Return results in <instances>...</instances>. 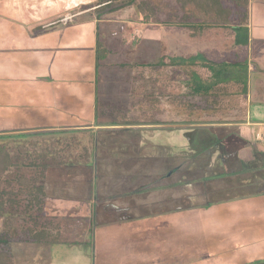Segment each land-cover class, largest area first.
<instances>
[{
  "label": "crops",
  "instance_id": "0c3cea01",
  "mask_svg": "<svg viewBox=\"0 0 264 264\" xmlns=\"http://www.w3.org/2000/svg\"><path fill=\"white\" fill-rule=\"evenodd\" d=\"M254 1L256 2V0H250L248 21L245 26L231 23L216 29L204 28L197 33L192 30V33L190 29L180 23L144 22L134 6L109 12L101 10L99 13H95L94 8L99 6V0H0V63L4 61L10 62V59L19 57V48H21V56L29 55L32 58L30 59L29 70L21 65V98L18 101L21 102V107H18L15 112L10 111L9 107L3 110L4 105L8 104L4 100L8 98L0 90V110H3V113L0 112L1 138L5 137V134L36 132L38 130L56 131L61 128L60 126H63V123L67 125V128L77 126L73 123L68 124L70 121L67 119H74L79 110L78 106L76 109H72L71 114L65 113V115H61L63 123H60L62 119L58 118L56 113L54 115L55 119L54 116H51L53 111H49V109L52 106L58 107L60 105L61 107L66 101L65 99H68L67 102L69 104L76 105H80L79 101H83L87 112L86 115H88L92 127H109L108 125H103V122L106 123L110 119L109 111L130 109V115H132V105L135 104L136 99H133L131 95H133L134 89L140 86L144 79L147 93L159 91V94L168 95L167 99L162 97L163 122L157 124V127L161 126L163 129L161 137L165 135L166 138L163 140L159 139L157 142L169 143L175 142V140L180 142L184 139L180 132L186 133L185 126L200 125L205 126L207 130L209 129L207 131L208 137L211 139L209 141L215 140L219 143V147L217 146L214 151L212 149L209 153L200 151V154L195 158L194 166H191L192 168H184L181 171L177 170L174 173H169L166 177V182H164L165 185L160 188L155 189L152 187L153 189L142 192L140 195L135 194L133 198L122 197L114 202H112V199H107V201L98 203L97 214L98 216L99 214H104V216H99L103 221L106 220L105 216L108 213L106 206L120 207L122 210L128 207L130 209L122 213L134 217V219L142 215L146 217L138 221L132 219L126 223H120L116 220L114 223L112 221L107 222L108 224L105 222L107 229L100 230L99 233L94 232L93 245H90L92 243L89 240L91 237H87V232L90 230L91 216H93L91 215L89 202H92L96 195L98 198H110L113 195L118 196L117 194L124 192V187L115 186L121 182L120 179L116 178L117 174L111 173V169H113L115 164H112V166L104 163L99 157L98 162H101L102 165L97 166L98 162L95 161L97 170L93 171L92 174H95L93 177L90 173V164L81 166L64 164L63 162L61 164L56 162L48 163L43 179L46 194L49 198L53 196L52 199L56 206L60 207V204H64L66 208H76L79 214H82L80 215L82 216L81 231L85 233L84 237L87 238H82L81 243L84 246L77 245L81 246V248L83 247L84 252H80V250L79 253L82 255H75L74 259L71 258L69 260L70 264H93V261L91 262V258H89L90 254L93 258V251L95 252V264H101L104 260L108 262L109 259L107 258L106 260V255H112L113 251L115 257L112 262L114 261L115 264H122L121 262L149 264L148 258L151 255L148 251L142 252V248L138 247L140 244L136 243V250H128L131 244L134 243L133 239L138 237L137 235L130 236L129 234H136L135 231L138 229V234L146 236L145 231L149 228L147 227V220L154 219L157 222L165 220L166 223H169L170 218H174L173 222L180 224L178 225V236H180V231H186L185 224L188 222L194 223L193 226H190L189 232L192 229L194 233L198 230L203 233V227L200 223L205 217L214 215L212 210L205 211L207 213L201 210L200 215L197 216L194 214L183 215L180 214V211H185L191 206L201 204L208 198L206 196L211 194H213L211 195L212 197L217 194L221 198L226 190H238L239 188L250 186L248 188L256 194L264 189V153L262 145L257 139V135L264 134V0H257L256 4L252 3ZM251 3L253 4L252 6ZM67 14L73 16L71 22L56 24L59 21L58 18ZM32 22H35L36 25L32 24ZM36 28L41 29L36 31ZM118 32L121 34L119 38L115 37V33ZM234 35L236 36L237 47L234 45L235 49L231 50V52L226 53L215 47L218 44L225 45L229 41L233 42L235 40ZM97 36L104 40L109 50L106 57L99 61L98 68L96 67L97 62L95 59ZM163 36L172 37L174 40L177 37L179 44H182L179 46L184 47V49L177 47L175 50L168 49L170 52H163V50H160L159 45ZM116 43L122 45L116 48ZM163 53L168 57L172 56V58H164ZM42 61L49 63L44 71L42 69L39 70L36 66L38 62ZM21 64L24 63L21 61ZM205 64H219V67L224 71H226L224 67H235L237 64L245 67L242 79L246 83V100L244 102L246 118L242 122L226 121L213 123L212 121H206L205 123L189 124L182 122L184 121L182 119H185L183 114H175L176 112L185 111L179 106L175 107L174 103H182L185 106L193 105L191 106L193 112L206 110L202 107L200 98L190 91V85L193 84V81L199 79L200 84L206 85L217 80V76L228 78V81H232L233 74L227 73V77H225L223 75L225 73L221 72L217 75V72L213 73L211 71L212 69L208 67L209 65L203 67ZM128 67H133V73L128 78V80L130 79V88L120 96L122 97L121 102H123L121 105L113 101L110 98V91L102 83L100 85L97 84V81L98 78L101 79L104 75L106 76L104 78L107 79H117L115 72L118 69ZM86 70L87 72H85ZM50 72L53 78L49 75ZM84 72L85 74H83ZM60 73L67 74L62 76ZM143 73H145L144 76ZM193 73L197 75L194 79ZM82 76H85V79ZM10 77L8 72L7 74L0 72V87L5 85V81L14 80ZM39 77L42 78L41 86L35 83V80H39ZM58 78L60 79L57 80ZM32 79L34 80L32 81ZM32 87L35 89H32ZM186 97L189 98L186 99ZM36 115L38 118L33 125L27 127L28 129L26 130L28 131H25V129L13 131L11 127L6 125L8 123H5L9 119L11 121L10 124L16 125L15 122L17 123V120H19L21 124H17L20 126L32 120L33 116L36 117ZM41 115L47 118L46 123L42 124V121H40ZM207 118L210 119L211 116ZM171 119L176 122H171ZM151 126H129V128H141L140 130H142ZM188 131L190 133L193 132L195 137L198 135L195 139L202 143L204 131L200 129ZM135 132V136L138 137L137 130ZM124 133L131 134L130 131H125ZM132 136L131 134L132 142L136 141ZM159 136L154 135L150 130H146L145 134L140 136L142 137L140 142L147 150H150L148 144L154 141L150 138ZM149 161L150 163L146 165V168L156 164L159 165L161 170V165H164V162L158 161V159L152 160L151 158ZM128 162L129 167L135 168L136 164L134 162ZM125 165H127V162H125ZM235 166L241 168V172L234 170ZM98 168L101 170H98ZM143 169L148 172L147 169ZM138 171H140V174L144 173L141 172L142 168H139ZM138 171L135 168L134 173L130 174V176H135ZM149 171L153 172L152 169H149ZM206 173H213L212 179L207 178L205 180L204 175ZM161 174L166 173L161 172ZM86 175L88 177L85 178ZM48 176L52 180V184L49 187L47 184ZM91 179L95 183L102 184V186L94 185V181L91 183ZM140 180L144 182L142 178ZM133 181H135V178H133ZM57 198H63L64 200H58ZM69 199L83 200L88 203L78 204V202L68 201ZM215 199L217 198L215 197ZM154 201L161 202L162 204H158L156 207H163L161 209L162 213L166 212L161 217L156 216V219L147 216V214L154 212L151 210L155 208L152 203ZM64 206L62 205L61 211ZM170 209L174 210L169 214ZM194 209L196 210L197 208L195 207ZM134 212H140V214L135 215ZM97 214L96 218H98ZM172 215L174 217H171ZM262 225H264V221H262ZM84 229L86 232H84ZM149 231H152V227H150ZM173 234L175 233L173 232ZM124 240L126 242L130 241V245L122 244ZM14 241L9 246L6 243H0V248H5L9 252L11 264H65L66 252L70 248L75 247L74 243L20 241L18 238ZM119 243L127 246L122 247L121 252L120 249L115 248V246H120L118 245ZM192 245L194 249H197L193 242ZM73 250H70V252ZM59 251L64 252L59 257L62 258L64 254L65 257L62 258L61 262H55L59 258L57 257ZM151 251L153 252V250ZM202 251L201 247L197 249L199 254ZM85 252H87V256H85ZM126 255L130 256V260L123 259V256ZM143 255L146 257L141 258ZM259 256L260 254L255 255L252 259H261ZM77 257H81L80 262L76 261ZM86 257L89 258V262ZM258 264H264V261L258 262Z\"/></svg>",
  "mask_w": 264,
  "mask_h": 264
},
{
  "label": "rangeland",
  "instance_id": "374dc122",
  "mask_svg": "<svg viewBox=\"0 0 264 264\" xmlns=\"http://www.w3.org/2000/svg\"><path fill=\"white\" fill-rule=\"evenodd\" d=\"M225 2L227 4L229 3V1L226 0ZM256 2L258 1L256 0ZM256 2L254 1L252 3L256 4ZM252 3L251 6L253 5ZM170 4L173 7L176 6V2L174 0H170ZM166 13H161L159 15V18L161 20L166 19ZM72 18L73 16L71 14H67L63 17L58 18V23L67 24L68 22H71ZM236 18L237 17L235 16V23ZM32 24L36 25L35 22H32ZM115 34V37L117 38H119L121 35L119 32ZM233 37L235 38L233 42L229 41L225 45L218 44V46L216 45L215 47L221 51H225L226 53L231 52V50H234L236 46V36L234 35ZM177 40V37L174 40V38L172 37L167 38L166 36H163L161 42H159L160 50H163V52H167L168 49L175 50L177 47L184 49V47L179 46L182 44H179V40ZM181 43L184 44L183 41ZM119 45L121 46L122 44L116 43V48H118ZM19 49V57L17 56L16 58L10 59V62L4 61L3 63H0V72H4V74H7L8 72V75L11 76L10 78L14 79H10V81H5V85L3 87H0V90L4 92L6 94V97L8 98H4V101H6L8 104L4 105L3 110L9 107L8 109L14 112L18 109V107H21V102H18L21 98V65H23V68L29 70V63L31 62L30 59H32L29 55L21 56V48ZM164 54L165 53H163L164 58L168 57ZM171 58L172 56L168 57V59ZM21 61L24 64H21ZM48 65L49 63L47 61L38 62L36 64L37 68H39V70L42 69V71L47 69ZM33 66L35 65L33 64ZM224 68L226 69V71H224L223 69L221 70L222 73H225L223 75L227 77V73L233 74V79H235V77L242 79V74L245 73V67H242L241 64H237L235 67L228 66ZM132 70L133 67L118 69L115 72L117 79H107L104 78L106 77L104 75L103 78H98L97 84L100 85L102 83L103 85H105V87L111 93L110 98L113 99V101H115L116 103L122 105V97L120 96H122L123 93L130 88V79L128 80V78H130L131 74L133 73ZM85 72H87V70ZM85 72L83 74H85ZM60 74L64 76V74L67 73ZM49 75L52 77L51 72ZM84 77L82 76L83 79H85ZM196 77L197 75L193 73V79ZM59 79L60 78H58L57 80ZM221 79L223 81H228V78L226 79L222 77ZM33 80L34 79H32V81ZM41 80L42 78L39 77V80L36 79L35 83L41 86ZM32 89L35 88L32 87ZM65 100L66 101L64 102V104L61 105V107L60 105L58 107L52 106V108L49 109V111H53L51 116H54L56 113L57 117L62 119L60 123H63L64 121L61 115H65V113L71 114L72 109H76V107L78 106L79 110L77 111L78 113H76L74 119H67L70 121L68 122V124L73 123L77 126H73V128H67V125L63 123V126H60L61 128L59 127L60 129H57L56 131L38 130L36 132L5 134V137L3 138H1L0 136V147L3 148L1 150L9 154V164L7 160L5 161V164H8V170L0 176V200L3 202L4 206L3 213H1L0 216V235L8 236V238H6L5 242L3 243L8 244L9 246L12 245V242H15V235L23 237L22 232H25V229L27 228L39 230L38 232H40L41 229H46L49 232L55 234L56 237L62 238L63 240H70L75 243L74 248L69 249L68 247L69 251L66 252V257L65 254L63 255V257H65L64 263L68 264L69 262L70 264L69 260L71 258L74 259V256L77 254L80 256L82 255L79 253L80 250V252H84L83 247L81 248V246H84V244H80L83 240L82 238L86 239L88 236L89 238H93L92 236L94 235V232L99 233L100 230L107 229V226H105L107 222L109 223L115 220H122L126 222L127 218H125V215L127 214L122 213L124 209L122 210L120 207L106 206V208H109L112 213L107 211L108 213L105 216L106 220L104 221L101 220V217H98L97 215L98 218H96L95 221L90 224V230H88L87 232V237H84L85 233L81 231L82 216L80 215L82 214H79L76 208H74L75 210L69 207L66 208L64 204H62L64 206V209L61 211V209L63 208L62 205L60 204V207L56 206L54 204V200L52 199L53 196H51L50 198L48 196L44 200L42 199L43 204L41 205L40 203V205L36 204L35 206L32 204L33 198L30 197L31 194H27L26 191H22L20 189L22 185L21 180L24 178L29 179L31 181V185L35 184L37 187H41L40 185L43 182L41 176L42 173L40 174L41 168L35 167L36 164H34L33 162H36L37 164L39 163V165H43L44 162L47 164L52 162L55 163L59 159H61L64 164L81 166L90 164V173L94 177L95 174L92 173L96 169L95 161L98 162V158L101 157L102 161L107 164L108 162L114 161L115 166L113 171L116 172L115 174H117L116 178L123 180L120 182L121 185L126 184L127 182L125 181H127V179H131V181H133V178H135V182L131 183L138 185L144 184V187H141L139 190H143L145 192L151 184H148V182L145 180V182L140 180L144 176V174H140V171L138 170L139 168H144L146 162L148 163L151 158L152 160L158 159V161L164 162V165H161V172L169 173L172 172L174 168H176V170L178 169V171H181L182 169H184L185 166H183L184 159H180L181 157L178 151H174L175 148L173 147V145L175 143H149L152 147L150 148V150H147L138 139L132 142L130 138L131 134L124 133L128 129L115 128L111 126L101 128L92 127L90 124V120L88 119V115H86L87 112L85 111L86 109L84 108L85 104L83 103V101H79L80 105H76L69 104L67 102L68 99ZM3 110H0V112L3 113ZM37 118V115L36 117L33 116L32 120H29L20 126L17 124H21L19 120H17V123L15 122L16 125L10 124L11 121H9V119L6 120L5 123H8L6 125L11 127L13 131H20L23 129H25V131H28L26 130L28 129L27 127L33 125L36 122L35 120ZM40 121H42V124L44 122L46 123L47 118L41 115ZM199 127L206 128L205 126L200 125H188L185 129L186 131H188L189 129L196 130ZM111 144H114V146H111ZM175 145H177V143ZM218 145L219 143H213L212 145L206 147L207 149H209L208 153L211 152V149L213 151L217 149ZM108 146L109 148H107ZM117 149H121V151L118 152ZM54 151H56L55 154ZM84 151L87 158L86 156L81 157ZM102 151L106 152L102 153ZM128 153L133 158L132 162H134L137 166L136 169L138 173L135 176H130V174L134 173L135 168L128 166V161L130 157V155H126ZM122 154L126 156H123V158H121L120 155ZM184 156L185 153H183V157ZM105 158H107V160H105ZM165 161L167 162L166 164ZM125 162H127V165H125ZM101 165L102 163L98 162L97 166ZM98 170L101 169L98 168ZM222 170L225 171L224 169ZM234 170L241 172V168H239L238 166H235ZM212 175L213 173H206L204 175L205 180L207 178L212 179ZM86 177L88 176L86 175L85 178ZM146 179H149V181H151V175H149V177L146 176ZM92 181L94 180L91 179V183ZM47 184L48 187L52 184V180L49 178V176ZM95 184L99 187L102 186V184H98L97 182L95 183L94 181V185ZM248 187L250 186H246V188H239L238 190H226L223 194V197L221 198H219L217 194L214 193L215 195L213 197L211 196L213 194L206 196L208 198L204 200L201 204L191 206L185 211L179 210L180 214H194L196 216L200 215L201 210L203 212H208V210H212L214 212V215L212 217H205L202 223H200L203 227V233L199 232V230L194 233L192 232V229L191 232H189L188 230L190 229V226H193L194 223L188 222L185 224L186 227L184 226L186 228V231H180V236H178L177 231L179 230L178 225L180 224L173 222L174 218H170L169 223H166L165 220H160L158 222L154 219L150 221L147 220V227L149 228L147 229V231H145L146 236L138 234V229H136L135 231L136 234H129L130 236H138L137 239H133L134 243L131 244L129 250H136V243L140 244L138 245V247L142 248V252L148 251V253L151 255L150 257L152 260V264H156L157 261L159 262V264H258V262L264 261V225H262V221H264V189L260 190L259 193L257 192L255 194ZM215 197L217 199H215ZM195 207L197 208L196 210L194 209ZM134 213L135 215L140 214V212ZM99 216H104V214H99ZM171 217H174V215H172ZM150 227H152V231H149ZM86 230L84 229V232H86ZM173 232L175 234H173ZM91 238L89 240H91ZM192 242L195 245V248L198 249L199 247H201L204 254L203 257H200L202 252L201 254H199V252H197V249L193 248L194 246L192 245ZM78 243L81 246H78ZM130 243V241L126 242L124 240L122 244H126L127 246H129ZM118 245H120V243ZM127 246L120 245L118 247L115 246V248L120 249L121 252L122 247ZM70 250L73 251L70 252ZM151 250H153V252ZM61 253L64 252L59 251V254L57 252V257H59ZM94 254L95 252L93 251V258L91 254L89 256V258H91V262L93 261V264H95ZM259 254V258L261 259H252L255 255ZM85 256H87V252H85ZM198 256L200 257V260H197L199 259ZM114 257L115 256L113 251L112 255H106V260L108 258L109 261L107 262L104 260L101 262V264H115L114 261L112 262V260H114ZM144 257L146 256L143 255L141 258ZM150 257L148 258L149 264H151ZM193 257L196 262L194 261ZM59 258L55 262H61L62 258ZM89 258L86 257V259H88V262ZM80 259L81 257H77L76 261L80 262ZM123 259L130 260V256H123ZM137 260L139 259L137 258ZM121 263L128 264L126 262Z\"/></svg>",
  "mask_w": 264,
  "mask_h": 264
},
{
  "label": "trees",
  "instance_id": "16d2710c",
  "mask_svg": "<svg viewBox=\"0 0 264 264\" xmlns=\"http://www.w3.org/2000/svg\"><path fill=\"white\" fill-rule=\"evenodd\" d=\"M174 1L176 2V6L173 7L170 4V0H99L98 2L99 6L94 8V10L96 11L95 13H99V11L101 10L103 11L105 10L109 12V11L121 9L124 7L134 6L137 9V11L140 13L142 20L144 22H154V23H159V22L169 23L170 22L172 24L180 23L181 25H184L185 27H187V29H190L191 32L193 30V32L195 33L200 32L204 28L216 29V28L223 27L225 25H229L231 23L235 24V20H234L235 16L237 17L236 18L237 24H242L245 26L248 21V11H249L250 0H226V1H229V3L231 4L229 3L227 4L225 0H174ZM161 13H166L167 18L164 20H161L159 18V15ZM56 24H59V23L56 22ZM36 29H37L36 31H38L41 28L40 29L36 28ZM108 52L109 50L107 48V44L104 42V40H102L99 36H97L96 47H95V59L97 62L96 63L97 68L99 67V61H102L106 57ZM207 66L212 69L211 71H213V73L217 72V75L221 73L222 68L219 67V64L203 65V67H207ZM143 69H145V67H143ZM144 75L145 73H143V76ZM217 77H218L217 80H214L206 85L202 83L200 84V80L197 78L198 80L193 81V84L190 85L191 93L197 95L200 98L202 107L206 109L205 111H202V112L194 111L193 112V109H191V106L193 105L185 106V104H182V103L181 104L174 103L175 107L179 106L183 111H185V112L175 113L176 115L180 113L181 115L183 114L185 119H182L184 120V121L181 120L182 122L189 123V124H194L197 122L205 123L206 121L207 122L212 121L213 123H221V122H226V121L242 122L246 118V107L244 103L246 100L245 81L243 79H239L238 77H235V79H232V81H223L221 79L222 77L220 76H217ZM145 86L146 85L143 79L140 86L135 88L133 91V95H131L133 99L134 98L136 99V101L134 102L135 104L132 105V110H133L132 115H130V109H125L123 111L118 110V109L116 111H109L108 114L110 116V119L108 120V122H106L107 124L103 122V125L128 129L127 131H130L131 134L133 135L132 138H134L135 140H137L138 138L139 141L142 140L141 139L142 137L140 136L144 135L146 130H150L154 135L156 136L160 135L159 137L150 138L154 140L153 142L150 143V144H153L157 142V140L159 139L163 140L166 138L165 135L161 137V134H163L161 133V131L163 129L161 126L157 127V124H161L163 122L162 120L163 112L161 110V102H162L161 100H162V97L163 99H167L168 95L159 94L160 93L159 91L158 92L150 91V93H147ZM170 97H172V95H170ZM187 98L189 97H186V99ZM99 115H98V118H99ZM206 116L207 117L211 116V118L208 119ZM170 121L176 122L173 120H170ZM141 125H148V126L152 125V126L143 128L142 129L143 131L140 130L141 128H136V129L131 128L132 126L138 127ZM125 126H127V128H125ZM129 126L131 127L129 128ZM186 127L187 126H185V128ZM197 129L204 131L203 132L204 136L201 141L202 143H200L198 140L195 139L198 137V135H196L195 137L194 133L193 132L190 133L189 131H186V133L180 132V134H182L184 139L181 140L180 142H178L177 140L173 142L175 144L177 143V145L175 144L173 145V147L176 149V150L174 149V151H178L181 157L180 159L182 158L184 159L183 166H185L184 167L185 169L192 168L191 167L192 165L194 166V162L196 161L195 158L198 156V154H200V151H202V153L208 152L209 149H207L206 147L212 145L213 143H217V141L215 140L212 142L209 141L211 139L208 137L209 134L206 133V128L199 127ZM135 130H137L138 137L135 136L136 135ZM189 130L193 131L194 129H189ZM157 143L164 144L167 142H157ZM150 144L148 146L149 149L152 147ZM111 146H114V144H111ZM107 148H109V146ZM1 149L3 148L0 147V176L3 175L8 170V164H9V154L7 152L2 151ZM117 151L119 152L121 151V149H117ZM103 152H106V151H102V153ZM183 153H185L184 157H183ZM126 155L129 156L130 154L128 153ZM126 155L122 154L120 156L121 158H123V156H126ZM84 156H86L85 151L83 152V155L81 157H84ZM6 160L8 161L7 165L5 164ZM105 160H107V158H105ZM132 160L133 158L130 155L129 161H132ZM154 160H157V159H154ZM61 162H62L61 160H58L56 163L61 164ZM33 163L36 164L35 167L41 168L40 174L42 173L41 176H42V181H43L45 177V169L47 167L46 165L48 164L45 162L43 165H39V163L37 164L36 162H33ZM149 163L150 161L148 163L146 162L145 167H144L145 169L148 170V172L144 170L143 168L141 171L145 173V174L143 173L144 176L142 177V179L145 177V179L143 180H146L148 184H151L149 185V188H147V190L153 189L152 187H154L155 189L162 187V185H165L164 182H166L165 177H167L169 173H174L175 171L178 170L174 168L172 172H169V173L165 172L166 174H161L159 165L153 164L152 166H148V168H146V165ZM108 164L112 165L115 163L113 161V162H108ZM134 167L137 168V166H134ZM113 169H111V173L113 172L115 174L116 172H114ZM149 169H152L153 172L149 171ZM149 174L151 175V179H152L151 181H149V179H146V176L149 177ZM125 182L127 183L123 185H121L120 183L115 185V186L124 187V192H122L121 194H117L119 197L113 195L111 197L109 196L110 198L108 197L98 198L97 196H94V200L92 202H89V205L91 206L90 207L91 215H93L91 216L90 223H93V221H95L96 219V214L98 213V207H97L98 203L107 201V199H112L113 200L112 202H114L115 200L120 199L122 197L133 198L135 194L140 195L142 194V192H145L143 190H139L141 187H144V185L139 184V186H137L138 184L131 183L135 181H130V179H127V181ZM21 183L22 185L20 189L22 191H26L27 194H31L30 197L33 198L32 204L36 206V204L40 205L41 203L42 205L43 204L42 199L44 200L45 198L48 197V195L45 192L44 182H42V184L40 185L41 186L40 188L37 187L35 184L31 185L30 184L31 181L29 179L24 178L21 180ZM57 199L64 200L63 198H57ZM68 201L78 202V204L87 202L83 200H73V199H69ZM162 201L165 202L164 200ZM152 203L155 208L151 210H153L154 212L151 214L150 213L147 214L148 217H156V216L161 217L162 215L166 214V212L162 213L161 209L163 207H160V206L156 207V205L162 204L161 202L154 201ZM3 207H4L3 202L0 200V216H1V213H3ZM129 209L130 208L125 207L123 211L129 210ZM172 210L174 209H170L169 214L171 213ZM106 211L111 212L109 208L108 209L106 208ZM145 217L146 216L142 215L139 218L134 219V217L125 215V218H127L126 222L132 219H134V221H138ZM116 221L118 222V220ZM112 222L114 223V221ZM119 222L126 223L125 221H122V220H120ZM38 231L39 230H33L30 228H27L25 229V232L24 231L22 232L23 237L15 235V238L16 239L18 238L20 241H37V242H45V243H74L70 240H63L62 238L56 237L55 234L49 232L46 229H41L40 232ZM6 238H8V236L0 235V243L5 242ZM90 243H91L90 245H93L92 238H91ZM2 256L4 257L2 258ZM203 256L204 254L202 253L200 257H203ZM9 257H10L9 252L6 251L5 248H0V264H11L12 263L11 257L10 258ZM200 257L197 260H200ZM194 261L196 262L195 259ZM156 264H159V262L157 261Z\"/></svg>",
  "mask_w": 264,
  "mask_h": 264
},
{
  "label": "built area",
  "instance_id": "2783aa9c",
  "mask_svg": "<svg viewBox=\"0 0 264 264\" xmlns=\"http://www.w3.org/2000/svg\"><path fill=\"white\" fill-rule=\"evenodd\" d=\"M257 139H258L259 143L262 145V150L264 152V134L257 135Z\"/></svg>",
  "mask_w": 264,
  "mask_h": 264
}]
</instances>
